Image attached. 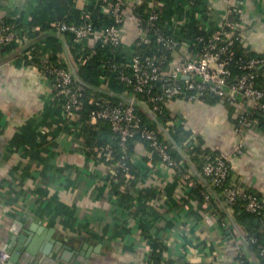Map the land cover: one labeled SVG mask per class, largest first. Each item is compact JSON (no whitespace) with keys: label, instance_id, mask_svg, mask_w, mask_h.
I'll list each match as a JSON object with an SVG mask.
<instances>
[{"label":"crops","instance_id":"obj_1","mask_svg":"<svg viewBox=\"0 0 264 264\" xmlns=\"http://www.w3.org/2000/svg\"><path fill=\"white\" fill-rule=\"evenodd\" d=\"M97 1L0 0V19L13 18L20 26L29 21L42 25L39 34H25L23 44L61 53L75 66L67 34L60 39L49 24L76 22L83 11H93ZM240 3L244 39L240 45L264 54V0ZM137 4H144L146 12L158 8L154 0H126L120 51L128 63L133 56L130 45L140 29L132 12ZM160 4L165 24L183 41L179 55L193 57L188 41L195 33L198 10L187 0H160ZM206 4L211 13L203 14L200 22L214 28L225 19L229 2L206 0ZM19 34L13 35L14 46L19 45ZM89 43L96 46L97 37ZM21 50L0 61V251L9 244L12 254L22 245L14 264H153L150 241L157 239L162 264H235V240L244 226L237 221L238 228L231 222L230 230L222 229L220 219L226 210L221 191L202 175V160L180 150L177 139L195 135L206 148L225 154L232 181L264 196V126L236 132L240 115L251 111L253 104L243 97L172 101L167 109L173 134L156 123L183 159V172L157 157L149 159L145 143L134 141L131 161L138 173L120 185V193L126 195L122 197L113 190L105 160H110L111 150L87 140L80 118L64 117L50 78L23 61ZM178 63L176 58L172 67ZM80 73L93 90L124 93L98 68ZM238 145L242 153H237ZM198 186L215 193L213 205H205L193 191ZM67 250L72 252L68 260Z\"/></svg>","mask_w":264,"mask_h":264},{"label":"built area","instance_id":"obj_2","mask_svg":"<svg viewBox=\"0 0 264 264\" xmlns=\"http://www.w3.org/2000/svg\"><path fill=\"white\" fill-rule=\"evenodd\" d=\"M240 1L228 0L229 6L225 19L216 25L207 40L197 34L191 36L188 42L192 47L193 57L179 55L183 41L166 24L161 26L163 12L160 8L162 6L160 0H154L158 8L153 7V10L144 14L137 13L136 6L133 7L132 12L139 21L140 29L137 39L130 45L133 54L131 62L128 63L124 60L125 62L122 63L130 67L131 74L122 70L119 71L117 78L122 81L124 93L132 94L133 98H137V93H145L148 96L149 101L145 104L153 113V119L159 121L160 126L166 132L173 134V128L170 126L171 120L164 122L158 114L164 112L172 101L181 98L189 102H205L204 100L208 96H218L234 101L238 97H243L253 104L251 111L243 112L240 115L236 132L264 126H260L259 118L253 116L255 108L264 110V85H257L264 80V56L247 60L241 59L239 66L244 70V73L234 81H229V77L232 75L230 65L233 59V53H229L230 46L234 44L235 40L240 42L244 40L243 23L239 20L242 12ZM187 3L189 7L198 10V21L202 19L203 14L211 13V8L206 4V0H187ZM94 7H99L109 17V22L99 28L95 25L91 10L83 11L76 22L58 21L49 24V27L62 40L64 35L71 33L73 44L80 48V54L75 58V66L59 53L57 54L59 65L48 69L52 77L50 82L54 96L63 98L64 117L67 120L80 118V123L81 121L83 123L106 121L110 124L111 130L119 136L124 154L128 153L130 141L140 140L145 143L149 159L157 157L169 168L177 169L181 174L184 168L183 162H177L170 155V144L163 137L161 138L152 127L143 122L137 113V106L133 102L124 100L113 102L106 98L85 100L84 86L76 79L71 66L81 74V67L94 57V50L97 46L113 47L116 50L121 48L123 44L121 27L126 18V0H98ZM7 19L13 21L7 22ZM18 24L19 22L13 18L0 19V51L2 53L0 59L22 48L19 55H22L23 61L27 63L34 57L36 46L23 44V40L26 39L25 34H39L43 27L30 21L22 24L21 27ZM17 31L20 32V38L16 40V44L19 45L14 46L13 35ZM94 36L97 37V44L91 46L89 40ZM201 41L205 42L202 47ZM152 42L163 44L169 50L171 57L167 61L169 62L168 66L163 64L166 56L158 61H154L150 57L145 61L142 60L138 48ZM176 58L179 63L172 67ZM105 80L109 81L110 79L105 78ZM155 87L157 90L154 89ZM85 111H87L86 120L82 118ZM177 142L179 147L184 149V146L192 147L197 144L198 137L190 135L177 139ZM203 148L208 149L204 144ZM236 149L237 153H242L241 145H238ZM205 159L201 173L215 187L220 188L223 202L230 214L226 213L225 217H221L222 229L228 230L232 217L236 219L233 208L237 205L241 206L243 210L260 214L264 222V196L251 192L235 182H226L230 175L228 157L216 151L206 155ZM202 194L204 196L203 203L207 206L213 205L214 194L207 188L202 189ZM213 209L222 215L219 209L216 207ZM239 236L235 240L237 249L235 264H256L251 253L256 256L258 264H264V243L259 242L254 236L248 237L246 233H244L246 241L240 234ZM251 244H256L255 249H252ZM149 257L152 260L151 256ZM10 258L11 252L5 246L0 251V264H10ZM163 264L168 263L164 262Z\"/></svg>","mask_w":264,"mask_h":264},{"label":"trees","instance_id":"obj_3","mask_svg":"<svg viewBox=\"0 0 264 264\" xmlns=\"http://www.w3.org/2000/svg\"><path fill=\"white\" fill-rule=\"evenodd\" d=\"M136 12L137 13H147L144 7V4H137L135 5ZM92 12L94 22L97 28L104 25L106 22H109V17L104 14L99 7H95ZM239 18V17H238ZM241 21V19H239ZM13 21L12 19H7V22ZM204 21H207L204 20ZM161 26L165 24L164 19L160 22ZM21 27V26H20ZM214 28H207L205 22L197 21L195 24V33L198 36H201L207 40L211 34L213 33ZM67 37V43L69 46L70 54L75 59L80 54V48L78 46H75L72 41V34L68 33L66 35ZM239 40H235L234 44L230 46V52L233 53V59L231 62V69H232V75L229 77V81H234L239 75L244 73V70L239 66V62L241 59H251L253 57H262L264 54L261 53H255L253 51H249L243 46L240 45ZM201 47L205 45L204 41L200 42ZM94 57L90 59V61L83 65L81 67L82 70L85 72H93L95 69L98 68L100 70L101 75L104 78H109L111 80V83L113 85H118V87L123 90L124 86L122 81L117 78L119 76V71H126L127 73L131 74V69L128 66H125L123 53L120 51V48L117 50L113 47H101L97 46ZM138 53L141 54L142 60H146V58L150 57L153 58L154 61L162 60L163 56H166L165 61L163 64L165 66H168L167 61H169V58L171 57L169 50H167L163 44H157L156 42H152L145 46H140L138 48ZM2 57V53L0 51V58ZM58 56L56 54H53L52 52H49L46 47H43L41 45H37L34 48V57L32 60H30V65L35 67L37 70H39L41 73L45 72L46 76L48 78H52L51 74L49 73V68L59 65L58 62ZM44 74V73H43ZM257 85L263 86L264 80H262L260 83H257ZM85 89V100L89 101L90 98L97 99V98H106L113 102L121 101L122 99H119L114 96L103 94L97 90H93L92 88H89L87 85H84ZM155 87L154 89H156ZM136 97L144 102L148 103V96H146L145 93H137ZM218 99H222L218 96H208L204 101L205 102H213L217 101ZM55 101L59 104V106H63L64 101L63 98L57 96L55 97ZM91 104V103H90ZM91 106V105H90ZM137 113L142 118L143 122L148 124L150 127H152L160 136L163 137L162 132H159V128L157 126L156 120H154L147 112L137 107ZM159 118L167 122L171 118L170 114L168 113V109H166L164 112L158 114ZM254 117H258L260 121V126L264 125V110L261 108H255L254 109ZM82 118L85 120L87 119V111L84 112ZM239 122V121H238ZM82 131L84 132L86 138L88 141L96 142L97 144H100V146L110 149L111 150V157L110 160L106 159V163L110 166V174L112 178V184H113V190L114 192L118 193L119 196H126L123 192L120 193L119 187L120 185L127 179L131 178L133 173H138L136 167L133 166L131 161V156L133 153V141H130L128 144V153L124 154L122 151V145L120 142V138L117 134H115L110 127V124L106 121H99L97 123H90L86 122L84 123ZM178 138V137H177ZM170 144V143H169ZM203 140L198 138L197 144L191 146H184V149L193 157L200 158L202 160L201 165V171L203 169V166L205 164V158L206 155L212 152L215 153L216 151H213L211 149H204L203 148ZM170 155L179 163L183 162V159L179 157V154H177V150L174 147H170L169 149ZM125 164V166H124ZM127 167V168H126ZM226 182H233L231 179V169H230V175ZM241 186H244L241 183L235 182ZM245 187V186H244ZM219 191L220 188L216 187ZM246 188V187H245ZM202 189H205L203 186H198L197 188L193 189L198 196L200 197L201 201L204 202V196L202 194ZM247 189V188H246ZM248 190V189H247ZM252 192V191H251ZM234 214L236 216V220L244 226L243 232L246 233L248 237L254 236L258 239L259 242L264 243V222L261 218V215L258 213H251L249 211L243 210L241 206L237 205L234 208ZM226 214L223 213L222 217H225ZM258 222V223H256ZM151 244L153 247L152 252V259L153 264H162L161 255L157 254L158 247H161V244L157 242V239L153 240L151 239ZM252 249H255L256 244H251Z\"/></svg>","mask_w":264,"mask_h":264},{"label":"water","instance_id":"obj_4","mask_svg":"<svg viewBox=\"0 0 264 264\" xmlns=\"http://www.w3.org/2000/svg\"><path fill=\"white\" fill-rule=\"evenodd\" d=\"M17 50H15V52H13L12 54H10V55H8V56H5L4 58H2V59H0V61L1 62H3V61H7V60H9L10 58H12V56H14V55H16L17 54ZM71 68H72V71H73V73H74V75H75V77H76V79L80 82V83H82V84H84V85H87V86H90L83 78H82V76H81V74H79L74 68H73V66H71ZM91 88H93L92 86H91ZM95 88V87H94ZM95 89H97V88H95ZM107 92V91H106ZM105 92V93H106ZM110 96H118V97H120L122 100H124V101H127V102H133L137 107H139L140 109H142V110H144L145 112H147L152 118H154V115H153V113L148 109V107H147V105L145 104V103H143L142 101H140L138 98H133V95L132 94H128V93H122L121 95L120 94H115V92H110ZM180 149V148H179ZM180 150H183V149H180ZM1 155H2V153H1V151H0V157H1ZM205 177V176H204ZM213 194H215V193H213ZM224 208H225V210H226V213H228L229 214V212L227 211L228 209H227V207H226V205L224 204ZM230 215V214H229ZM232 222L237 226V228H238V222H237V220L235 219V218H233L232 217ZM239 234L241 235V237L244 239V241H246L245 240V236H244V233H243V231L240 229L239 230ZM24 240V235H21V237H20V241L22 242ZM7 247H8V249L10 250V248H12V246L11 245H9V244H7ZM10 247V248H9ZM22 252H23V246L22 245H17L16 247H14L13 248V251H12V254H11V264H14V263H16L17 261H18V259L21 257V254H22ZM252 254V256H253V258H254V262H256V264H258L257 263V260H256V256L253 254V253H251ZM72 255V252L70 251V250H67L65 253H64V258L65 259H69V257Z\"/></svg>","mask_w":264,"mask_h":264}]
</instances>
